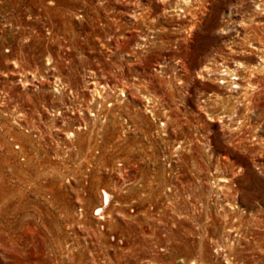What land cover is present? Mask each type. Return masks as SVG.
<instances>
[{"label":"rangeland","instance_id":"obj_1","mask_svg":"<svg viewBox=\"0 0 264 264\" xmlns=\"http://www.w3.org/2000/svg\"><path fill=\"white\" fill-rule=\"evenodd\" d=\"M0 264H264V0H0Z\"/></svg>","mask_w":264,"mask_h":264},{"label":"built area","instance_id":"obj_2","mask_svg":"<svg viewBox=\"0 0 264 264\" xmlns=\"http://www.w3.org/2000/svg\"><path fill=\"white\" fill-rule=\"evenodd\" d=\"M99 213V212H98Z\"/></svg>","mask_w":264,"mask_h":264}]
</instances>
